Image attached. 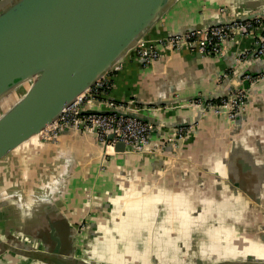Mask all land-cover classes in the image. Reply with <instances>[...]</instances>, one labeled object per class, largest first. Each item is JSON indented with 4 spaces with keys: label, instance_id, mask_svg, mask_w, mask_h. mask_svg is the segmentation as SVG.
<instances>
[{
    "label": "crops",
    "instance_id": "crops-1",
    "mask_svg": "<svg viewBox=\"0 0 264 264\" xmlns=\"http://www.w3.org/2000/svg\"><path fill=\"white\" fill-rule=\"evenodd\" d=\"M261 8L264 0H175L143 40ZM252 41H229L220 56L167 50L144 64L127 55L109 92L88 109L125 103L156 122L151 145L189 127L158 154L115 152L89 133L64 130L0 158V264H53L33 251L87 264L264 259V58L242 67L263 77L235 121L193 103L240 83L236 51Z\"/></svg>",
    "mask_w": 264,
    "mask_h": 264
},
{
    "label": "water",
    "instance_id": "water-1",
    "mask_svg": "<svg viewBox=\"0 0 264 264\" xmlns=\"http://www.w3.org/2000/svg\"><path fill=\"white\" fill-rule=\"evenodd\" d=\"M174 1L0 0V106L13 90L29 83L0 112V158L36 138L78 94L125 59ZM256 13L264 14V8L204 27L249 19ZM221 95L219 91L204 99ZM115 111L156 125L127 109ZM114 151H126L125 144L116 142ZM31 254L53 264H87L35 251ZM211 264H264V259L241 253Z\"/></svg>",
    "mask_w": 264,
    "mask_h": 264
},
{
    "label": "built area",
    "instance_id": "built-area-1",
    "mask_svg": "<svg viewBox=\"0 0 264 264\" xmlns=\"http://www.w3.org/2000/svg\"><path fill=\"white\" fill-rule=\"evenodd\" d=\"M242 37L252 38L251 46L238 49L235 66L240 70V83L220 97L205 100L196 97L194 105H201L204 111L224 114L235 121L245 110L250 87L262 79L263 73L243 70L247 60L264 58V14H253L249 19L232 21L202 28L187 29L182 33L160 37L148 43L143 39L131 50L134 57L148 64L163 56L165 51L181 49L220 56L229 41ZM125 59L115 63L109 72L98 79L87 91L78 94L73 102L63 108L60 115L38 133L40 141H53L64 130H74L93 135L105 149L114 150L116 142H123L126 150L141 154H158L166 144L175 146L189 133V127H176L159 145H151L152 132L157 126L152 122L119 114L115 109H127L125 103H109L110 112H83L95 103L98 96L104 97L111 88L110 76L121 70ZM112 135V138L109 136Z\"/></svg>",
    "mask_w": 264,
    "mask_h": 264
},
{
    "label": "rangeland",
    "instance_id": "rangeland-1",
    "mask_svg": "<svg viewBox=\"0 0 264 264\" xmlns=\"http://www.w3.org/2000/svg\"><path fill=\"white\" fill-rule=\"evenodd\" d=\"M29 83L25 84V86H20L18 87L17 89L13 90V92H11L9 95V97H7L4 102L1 104L0 106V112L4 111V108L7 106V105H12L16 99L19 98V96L26 90L27 86H28ZM1 112V113H2ZM36 139L38 140V136L36 137ZM84 227H86V223H84ZM84 229V228H83ZM101 239V238H100ZM257 243H262L261 241H257Z\"/></svg>",
    "mask_w": 264,
    "mask_h": 264
}]
</instances>
